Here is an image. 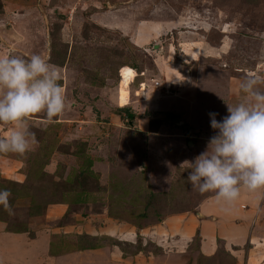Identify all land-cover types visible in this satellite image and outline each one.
Wrapping results in <instances>:
<instances>
[{"label": "rangeland", "instance_id": "rangeland-1", "mask_svg": "<svg viewBox=\"0 0 264 264\" xmlns=\"http://www.w3.org/2000/svg\"><path fill=\"white\" fill-rule=\"evenodd\" d=\"M97 2L98 10L94 8ZM107 2L0 0V56L15 54L28 58L39 54L61 73L72 45L82 44L90 32V40L86 42L92 41L94 48L103 38L109 40V46L114 45L113 50L119 47L120 54L123 51L122 77L111 78L109 86L112 85L114 92L118 89L119 105H128L126 97L130 85L147 78L143 72L139 79V72L133 71L128 63L133 64L135 60L146 67L152 66V58L145 52L156 47L154 43L146 45L136 54L125 49V36L111 31L107 35L94 24L89 25L92 19L105 18L104 11L100 10L107 9ZM111 5L109 0V22H125L131 38L148 37V31L151 34L158 30L165 32L157 38L158 43H176L186 53H197L196 59H204L206 69L226 72V81L232 89L249 73L264 76V0H118L116 6ZM165 49L164 46L161 54L168 61ZM178 52L175 64L181 65V70L186 71L192 81V74L199 67L182 64ZM64 53H67L65 61ZM187 59L192 57L187 56ZM60 82L67 108L52 124L46 122L43 113L31 117L29 126L37 140L34 148L25 155L0 153V189L11 192L12 208L9 213L0 207L4 232L24 235L30 242L50 237L52 255L58 254L59 248L67 256L88 253L82 256L87 264L94 261L109 264V259L118 264H136L139 254L147 261L152 255L168 262L171 248H165L168 245L165 240L170 242L167 236L170 231H160L154 236L156 240H164L166 255H161L154 244H148L141 230L153 229L169 217L195 214L200 209L199 201L207 193L193 189L186 181L190 171L188 164L178 165L165 147L168 142L178 140L184 151H190L193 144L205 136L203 131L208 130L209 125L193 124L184 113L174 114L178 117L176 121L168 114L161 117L146 113L144 119L150 130H157L158 126L163 130L149 136L139 132L133 120L125 118V110H116L117 106H113L115 108L105 111L107 116L101 117V112L95 106L91 110L86 100L81 110L84 122L68 124L63 121L74 119L77 103L73 100L81 101L82 95L89 98L94 93H90V86L97 87L100 83L86 72L75 76L69 71L65 76L61 73ZM142 85L146 87V83ZM186 88L188 84L178 92L183 90L181 94L188 96ZM144 91L140 94L144 95ZM140 110L135 109V112L138 114ZM216 113L219 117L220 112L216 110ZM112 114L115 117L118 114L123 121L116 119L118 122H115ZM195 114H198L197 109ZM8 132L9 126L0 124V138L6 137ZM212 132L215 134L214 130ZM162 138L169 141L164 143ZM160 217L162 222H159ZM200 240L197 233L188 242L190 248L186 254H176L173 262L235 264L231 260L232 249L225 247L221 239L215 241L209 256L201 254ZM1 244L4 243L0 240ZM15 247L10 253V246L6 249L0 246V251L5 252L0 254V264L22 263V258L15 255L18 250ZM40 257L46 259L45 254Z\"/></svg>", "mask_w": 264, "mask_h": 264}, {"label": "crops", "instance_id": "crops-1", "mask_svg": "<svg viewBox=\"0 0 264 264\" xmlns=\"http://www.w3.org/2000/svg\"><path fill=\"white\" fill-rule=\"evenodd\" d=\"M117 2L118 0H110V3H112L111 6H116ZM99 6L100 4L97 2L94 8L98 10ZM100 11H104L105 18L102 20H97L96 18L95 20L92 19L93 22L88 24H94L95 27L99 28L107 35L109 31H111L119 33L123 37L125 36V40L123 39L125 49L136 54L141 52L139 51L140 48L154 43L156 50L145 52V54H148L152 58V66L148 65V67H146L143 62L140 61L138 63L135 60H132V62H134L133 64L128 63V65L133 67V71L139 72V79L141 78L140 73L143 72L147 74V78H144L142 82L137 81L130 85L129 95L126 97L128 105L120 106L118 89L114 92L112 85L109 86V81H111V78H116L117 76L119 79L122 77V67L125 65L122 64L124 57L123 51L122 54H120L119 47L116 48V46V49L113 50L112 47L114 45H110V47L109 40L103 38L98 41L100 46L98 45L94 48L92 41L91 43L86 42L90 40L91 33L89 32L87 40H84L82 44L72 45L67 62L63 65L61 73L65 76L69 71V73L73 72L76 76L86 72V74L93 77V79H99L100 86L96 87L91 85L90 88L92 91L90 93L94 92V95L90 94L89 98L82 95L80 98L82 102L74 99V103H77L73 110L75 113L74 119L73 121L66 120L63 122H69L68 124L83 123L84 121L81 120V110L83 108V101L86 100L90 103L89 108H91V110H93L95 106V108L101 112V117L107 116L105 111H109L110 107L115 108L113 106H117L116 108L118 109L116 110H125V118L129 120V118L132 117L135 127L138 128L139 132L143 134L148 133L150 136L155 135V133L159 131L162 132L163 130L161 126H158L157 130L151 131L148 121L144 119L146 113L153 116L168 114L169 117L176 116L174 114L184 113L188 121L191 120L193 124L198 122V124H202V126L209 125L208 130L203 131L205 136L202 140L198 143H194L193 147L189 149L190 151H184V148L179 146L180 141L177 143L178 140H172L169 143V139L167 141L165 138L162 139L164 143H169V145L168 143L166 144L165 149L169 151L170 157L176 158L178 165L184 166L185 162L193 161L207 149L210 138L216 134L212 132L213 129L210 126L209 113H216V110H218L220 116L216 117L217 120H221L226 116L228 114L227 104L234 105L244 99L240 87L235 85L233 89L231 88L229 81H226V72L224 70L209 69L210 67L206 69L208 66L204 64V59H200V57L197 58L198 60L196 59L197 53H186V50L182 49L183 47L179 49L176 43H158L159 40L157 38L162 37L165 32L163 33L157 28L158 32L155 34H151L148 31V37L140 35L137 38H131L126 31L125 22H109V0L107 2V9ZM96 13L101 12L97 11ZM111 44H113V42ZM164 46L166 47L167 57L169 56L168 61L164 59L161 54V52L164 51ZM120 50H123V48L120 47ZM177 51L181 54L178 60L181 61L182 64L186 65L192 63L199 67V70H195L192 74V81L189 74L181 70L182 66L175 64ZM172 55L175 56V58H173ZM187 56H191L192 59L188 60ZM88 61L89 63L85 64ZM133 75L134 72L132 73V76ZM130 80L132 81L131 78ZM142 83H146V87L143 86ZM187 84L189 85V88H186V94H188V96H185L181 94L183 90L181 92L178 91L183 85ZM163 88H169L170 91L165 92ZM143 89L145 90L144 95H141L140 93ZM190 97L193 98V100H191ZM184 104H186L185 110L182 111ZM140 107H142L141 110ZM135 109H139L140 112L137 114ZM196 109L198 110V114L194 115V110ZM174 110L176 112L173 113ZM208 110H210V112ZM206 112H208V114ZM112 115L114 118V114ZM117 115L118 114H116L115 122L119 120L122 122L123 120ZM177 118L176 116L174 121H176ZM116 119L118 121H116ZM197 206H199L200 209L195 211V214L184 213L171 218L169 217L163 224H157L153 229L141 230V234L147 238L148 244H154V246H156L155 248L159 249L158 253L161 255H166L163 249L165 247L164 240H156L154 236L160 231H165V233L170 231V233H167L170 242L165 240L168 244L165 248H171V251H169L170 259H167L168 262H166V260L158 259L151 255L150 258H148L149 261H147V258H144L145 256L141 258V254H139L137 256L138 260H135L136 264H175L173 258L176 254L179 256H181L180 254H186L185 251L190 248L188 242L192 241L197 233L200 234L201 240L198 244L203 256H209L208 254H210V251L213 249L212 247L215 241L221 239L225 247L232 249V256H230L235 264H264V190H258L256 192L242 190L239 199L232 205L219 203L215 199L214 193H207L205 197L199 201ZM168 225L170 226L169 229ZM4 231L3 224L0 223V240L4 243L0 246L2 249H6L7 246H10V253H12V248L17 245L18 248H15L18 250L15 252V255L22 258V263L20 264H87L88 262L83 259V257L88 256V253L87 255L83 253L85 256H83L82 253L80 255L69 254L67 256L61 251L62 254L58 253L59 255H52L50 251L52 244L50 237L37 238V240L30 242L24 235L7 234ZM172 236L175 237V239H173ZM42 250L45 253H43ZM138 252L141 253V251ZM4 253L5 252L0 251V254ZM42 254H45V260L40 257ZM33 255L36 256L34 258H28L29 256L33 257ZM63 256H65V258ZM93 264H96V261H94ZM109 264H118V261L113 260L112 262L109 259ZM124 264H128V262Z\"/></svg>", "mask_w": 264, "mask_h": 264}, {"label": "clouds", "instance_id": "clouds-1", "mask_svg": "<svg viewBox=\"0 0 264 264\" xmlns=\"http://www.w3.org/2000/svg\"><path fill=\"white\" fill-rule=\"evenodd\" d=\"M57 66L33 54L28 58L0 56V124L9 126L0 138V153L25 155L37 144L29 121L45 114L52 124L67 108L65 90ZM264 76L249 73L239 87L241 102L227 104V115L217 120L209 113L216 133L207 149L193 161L186 181L201 194L214 193L225 205L234 204L242 190H264ZM11 192L0 189V207L9 213Z\"/></svg>", "mask_w": 264, "mask_h": 264}, {"label": "trees", "instance_id": "trees-1", "mask_svg": "<svg viewBox=\"0 0 264 264\" xmlns=\"http://www.w3.org/2000/svg\"><path fill=\"white\" fill-rule=\"evenodd\" d=\"M85 39H87V38H85ZM66 55H67V53H66V54L64 53V61H65V59H66ZM64 63H65V62H64ZM64 63H63V64H64ZM170 118H173V119H175L176 117H175V116H172V117H170ZM129 120L131 121V120H132V117H131V118H129ZM159 222H162V221H161V217H160V219H159ZM57 249H58V247H57ZM59 252L61 253V250H60V248H59V251H58V253H59ZM52 254H53V253H52ZM55 254H56V253H55Z\"/></svg>", "mask_w": 264, "mask_h": 264}]
</instances>
